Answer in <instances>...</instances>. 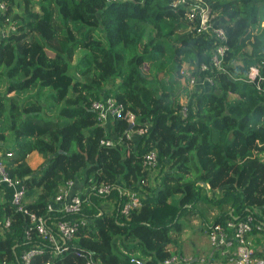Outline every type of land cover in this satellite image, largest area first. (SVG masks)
<instances>
[{
  "label": "trees",
  "instance_id": "obj_1",
  "mask_svg": "<svg viewBox=\"0 0 264 264\" xmlns=\"http://www.w3.org/2000/svg\"><path fill=\"white\" fill-rule=\"evenodd\" d=\"M1 1L0 26L12 30L0 28V162L27 197L38 191L25 207L38 217L74 181L87 223L68 251L53 255L36 233L24 238L28 216L5 202L0 220L10 224L0 236V264H20L36 246L43 254L31 264H84L73 250L99 264H129L130 257L160 264L174 253L171 233H180L199 203L217 209L206 234L264 213V0H201L226 37L217 70L209 60L217 40L196 34L197 15L190 20L170 0ZM201 64L210 70L198 73ZM105 97L135 116L132 128L99 124L90 106ZM138 129L142 135L125 138ZM107 139L112 145L101 144ZM150 151L153 169L143 165ZM31 153L43 158L34 170ZM99 186L110 193L98 196ZM125 190L141 199L127 217L119 212ZM256 233L260 243L264 231ZM254 256L264 257L258 249Z\"/></svg>",
  "mask_w": 264,
  "mask_h": 264
},
{
  "label": "built area",
  "instance_id": "obj_2",
  "mask_svg": "<svg viewBox=\"0 0 264 264\" xmlns=\"http://www.w3.org/2000/svg\"><path fill=\"white\" fill-rule=\"evenodd\" d=\"M172 8L186 7L188 18L193 20L197 15L196 34H207L215 38L218 45L210 55V66L212 69H219L224 53L227 50L226 37L221 28H216L210 22L212 16L206 5H201V0H170ZM6 10L3 1L0 0V14ZM12 30V28H8ZM210 66L201 64L198 73L204 74L210 70ZM256 70L251 69L250 77L254 78ZM198 76L189 78V85H194ZM204 82L210 83L207 76L203 77ZM90 109L96 114L97 121L101 126H106L114 121L125 122L129 128L135 123V116L128 110H125L121 104H118L114 98L105 97L91 104ZM144 130L127 131L125 138L129 139L133 134L142 135ZM101 144L110 146L112 140L101 141ZM9 156V154H8ZM156 153L148 152L143 158V165L146 168L153 169L156 166ZM74 181H67L64 187L46 204L45 214L36 216L28 212L26 205L32 204L37 198V193L26 196V187L20 182L11 179L6 173L3 164L0 162V205L8 202L15 212L25 214L29 218V225L24 230V238L29 239L30 233L34 232L50 247L53 255H58L69 250L73 236L77 230L87 223V219L80 216L84 199L80 193L74 190ZM98 196H107L111 188L109 186H99L94 189ZM124 200L119 204V212L128 216L133 210L141 206V199L138 193L133 191H123ZM8 200V201H6ZM58 216L59 219H53ZM9 219L0 220V236L9 228ZM264 231V213L257 210L247 213L242 218H231L224 224H216L207 234L210 247L215 250L219 257L224 260L221 264H264V257L256 258L254 250L249 247L247 237L254 232ZM75 257L81 258L84 264H99L93 260L89 252L73 250ZM43 254L40 246L23 252L20 256V264H31V261ZM129 264H145L141 259L130 257ZM160 264H218L213 260L204 257H191L184 255H171Z\"/></svg>",
  "mask_w": 264,
  "mask_h": 264
},
{
  "label": "rangeland",
  "instance_id": "obj_3",
  "mask_svg": "<svg viewBox=\"0 0 264 264\" xmlns=\"http://www.w3.org/2000/svg\"><path fill=\"white\" fill-rule=\"evenodd\" d=\"M2 30H7L10 28V26H0ZM83 54L79 53L77 56L74 57V61L78 59V57ZM190 68V67H189ZM147 67L144 68V71L146 72ZM193 69V68H192ZM71 73V72H70ZM160 77H162L160 75ZM181 84L185 85L186 81L181 80ZM187 86L190 87L189 82L187 83ZM183 100V99H182ZM37 169V168H36ZM205 189H208L206 184H203ZM210 196L215 198L218 197V193H210ZM106 204L111 208L112 204L109 202L103 203ZM217 212V209L215 208L213 211L209 210L206 205H203L199 203L196 208L195 212L189 213L188 215L183 216L181 225L179 226V229H181L180 233H171V237L175 240L176 245L179 248L185 249L187 246V242H193L196 241L198 244H200L206 237L207 234L204 232V228L206 225L211 223L212 216Z\"/></svg>",
  "mask_w": 264,
  "mask_h": 264
},
{
  "label": "crops",
  "instance_id": "obj_4",
  "mask_svg": "<svg viewBox=\"0 0 264 264\" xmlns=\"http://www.w3.org/2000/svg\"><path fill=\"white\" fill-rule=\"evenodd\" d=\"M26 162L29 165V167L34 170L43 163V158L37 153H31L26 157ZM78 189L79 188H74V190L79 192ZM259 237H260L259 234H257L256 232L251 233L247 237V243L249 244L250 248H252L253 250L258 249L260 252H263V255H264V240L261 241L260 243H257V239ZM169 248L171 249V251L174 252L172 255H175V254L184 255V256L191 257L192 259H195L197 257H204L208 260H213L217 262L218 264H221L224 262V260H222L219 257V255L215 252V250H213L210 247L207 235L200 244H198L196 241H193L192 243L187 242V246L185 249L179 248L177 245H174V246L172 245Z\"/></svg>",
  "mask_w": 264,
  "mask_h": 264
}]
</instances>
